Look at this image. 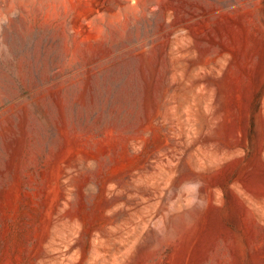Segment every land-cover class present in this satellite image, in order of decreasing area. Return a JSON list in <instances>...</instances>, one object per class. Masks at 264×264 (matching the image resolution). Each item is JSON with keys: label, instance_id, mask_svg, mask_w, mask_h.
<instances>
[{"label": "rangeland", "instance_id": "374dc122", "mask_svg": "<svg viewBox=\"0 0 264 264\" xmlns=\"http://www.w3.org/2000/svg\"><path fill=\"white\" fill-rule=\"evenodd\" d=\"M0 264H264V0H0Z\"/></svg>", "mask_w": 264, "mask_h": 264}]
</instances>
